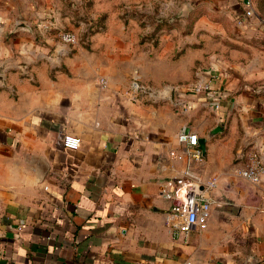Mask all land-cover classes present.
Here are the masks:
<instances>
[{"label": "crops", "instance_id": "0c3cea01", "mask_svg": "<svg viewBox=\"0 0 264 264\" xmlns=\"http://www.w3.org/2000/svg\"><path fill=\"white\" fill-rule=\"evenodd\" d=\"M245 1L190 0L176 58L115 16L71 47L54 28L82 27L63 0H0V264H264V173L241 174L253 153L264 167V0L251 16ZM182 131L206 137L201 160ZM190 164L216 177L214 201L174 234L165 193Z\"/></svg>", "mask_w": 264, "mask_h": 264}, {"label": "rangeland", "instance_id": "374dc122", "mask_svg": "<svg viewBox=\"0 0 264 264\" xmlns=\"http://www.w3.org/2000/svg\"><path fill=\"white\" fill-rule=\"evenodd\" d=\"M63 2L62 15L69 16L74 26L82 28L78 34L73 29H67L69 27H55V32L62 42L64 41L60 38L59 31L71 30L77 34L76 44L86 45L87 36L104 30L109 18L115 16L113 20L117 25L121 19L125 21L129 29L140 27L141 41L149 42V48L157 47L163 39L165 44L169 40L174 41L177 49L176 58L181 56L184 36L193 30L195 18L200 11L191 6L190 0H63ZM25 24V22H20L19 25ZM64 43L71 47L76 45ZM187 83L189 82L185 84ZM199 84L201 82L189 85L193 88ZM148 87V91L154 90L150 85ZM172 93L171 88L170 94ZM173 100H175L174 97Z\"/></svg>", "mask_w": 264, "mask_h": 264}, {"label": "built area", "instance_id": "2783aa9c", "mask_svg": "<svg viewBox=\"0 0 264 264\" xmlns=\"http://www.w3.org/2000/svg\"><path fill=\"white\" fill-rule=\"evenodd\" d=\"M245 15L254 14L251 0H246ZM60 38L67 43L76 44L78 41L77 34L71 30L59 31ZM209 83L196 85L193 89L205 90L209 89ZM132 93L138 95L150 94L149 87L143 85L138 79H134L131 83ZM182 100V99H180ZM178 104V103H177ZM215 107L219 106L217 100L213 102ZM184 107V106H183ZM199 135L196 132H180V142L187 145L188 152L193 161L203 158V151L199 143ZM81 143V137L73 133H66L63 137V144L67 148H78ZM253 157L257 158L255 163L249 164L241 170V174L252 181L258 182L264 173V167L259 164L258 153H253ZM171 189L166 191V196L172 200V203L166 213V221L174 234L188 233L190 229L197 225H204L209 217L211 206L213 203V195L210 189L217 183L216 177L205 178L201 173L188 165L180 175H176L168 182ZM264 205V193L262 196ZM169 264H191V261H172Z\"/></svg>", "mask_w": 264, "mask_h": 264}, {"label": "water", "instance_id": "95a60500", "mask_svg": "<svg viewBox=\"0 0 264 264\" xmlns=\"http://www.w3.org/2000/svg\"><path fill=\"white\" fill-rule=\"evenodd\" d=\"M221 127L220 126H216L215 128L212 129L211 133H215L217 132ZM206 137H201L199 138V143H200V147L202 148L203 154H205L206 152Z\"/></svg>", "mask_w": 264, "mask_h": 264}]
</instances>
